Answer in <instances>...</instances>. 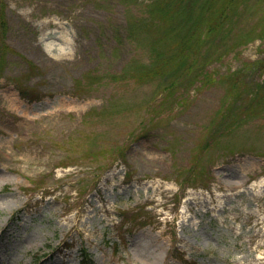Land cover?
<instances>
[{
    "label": "rangeland",
    "instance_id": "rangeland-1",
    "mask_svg": "<svg viewBox=\"0 0 264 264\" xmlns=\"http://www.w3.org/2000/svg\"><path fill=\"white\" fill-rule=\"evenodd\" d=\"M0 19V264H264V0Z\"/></svg>",
    "mask_w": 264,
    "mask_h": 264
},
{
    "label": "trees",
    "instance_id": "trees-1",
    "mask_svg": "<svg viewBox=\"0 0 264 264\" xmlns=\"http://www.w3.org/2000/svg\"><path fill=\"white\" fill-rule=\"evenodd\" d=\"M229 5H230V2H224L218 14L219 19H222L223 17L227 16L225 10L227 9ZM0 25H3V22H1V19H0ZM83 264H87V263L83 262Z\"/></svg>",
    "mask_w": 264,
    "mask_h": 264
}]
</instances>
